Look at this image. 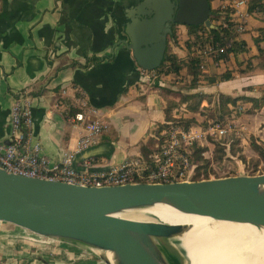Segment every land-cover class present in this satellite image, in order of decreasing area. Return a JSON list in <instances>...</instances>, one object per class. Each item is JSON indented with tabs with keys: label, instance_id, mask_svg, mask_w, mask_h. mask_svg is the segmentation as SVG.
Wrapping results in <instances>:
<instances>
[{
	"label": "crops",
	"instance_id": "crops-1",
	"mask_svg": "<svg viewBox=\"0 0 264 264\" xmlns=\"http://www.w3.org/2000/svg\"><path fill=\"white\" fill-rule=\"evenodd\" d=\"M230 1L213 0L211 11H220ZM140 2L0 0V141L7 143L10 110L16 97L26 92L32 100L30 141L55 163L64 153H77L83 127L68 117L86 103V110H96L108 130L93 146L79 152L74 167L81 171L83 162L89 161L88 171L103 172L138 157L147 159L161 147L155 132L166 125L165 90L212 96L214 101L220 94L264 96V15H248L242 33L234 29L247 46L245 53L230 55L226 62L206 60L195 87L183 92L174 82L185 85L193 80L188 65L195 37L188 35L187 27L178 25L177 38L168 39L166 54L181 61L182 70L178 75L155 70V78L142 82L131 51L122 43L129 14ZM243 11L247 13V6ZM182 44L184 50H180ZM225 72L231 74L229 81L216 80ZM170 99L178 103V98ZM237 107L250 109V104L240 101ZM207 108L208 102L203 101L200 111ZM254 112L252 118L258 119L264 108ZM197 116L183 105L172 112V118ZM142 148L149 150L147 157ZM0 264L103 263L71 248L0 236Z\"/></svg>",
	"mask_w": 264,
	"mask_h": 264
},
{
	"label": "water",
	"instance_id": "water-1",
	"mask_svg": "<svg viewBox=\"0 0 264 264\" xmlns=\"http://www.w3.org/2000/svg\"><path fill=\"white\" fill-rule=\"evenodd\" d=\"M212 15L208 0H141L129 14L122 43L138 68L155 71L163 61L172 25L214 29ZM11 110L7 143L0 141L3 146L11 142ZM80 153L72 161L76 171ZM155 206L264 230V174L93 188L24 178L0 169V236L71 248L103 264L188 262L176 240L190 230L188 226L125 218L126 213Z\"/></svg>",
	"mask_w": 264,
	"mask_h": 264
},
{
	"label": "built area",
	"instance_id": "built-area-1",
	"mask_svg": "<svg viewBox=\"0 0 264 264\" xmlns=\"http://www.w3.org/2000/svg\"><path fill=\"white\" fill-rule=\"evenodd\" d=\"M247 3V0H231L220 7V11L228 9L231 11L236 33L244 32V23L248 14L243 11V7H246ZM229 45L230 41L220 46L196 47L191 58L202 60L198 71L202 73L205 69V61L213 60ZM139 75L144 81L156 76L153 71L142 69ZM80 93L84 95L82 91ZM31 103L32 100L26 92L20 93L14 101L10 115L11 142L8 146L0 143V169L24 178L57 181L81 187L102 188L135 183L166 184L187 181L192 171L188 156L194 144L200 143L204 135L220 139L231 132L230 125L224 122L215 123L205 131H197L195 128L185 131L179 125L170 122L166 124L167 129L161 134L164 137L162 146L147 159L138 157L103 172L76 171L72 168L76 153H64L60 162L54 164L42 154L38 144L31 143ZM86 107V103H81L79 112L68 117L70 122L79 123L83 127L77 153L93 146L108 130V124L99 118L98 112L92 109L86 110ZM241 110L242 108H239V112ZM83 166L88 169L92 165L87 161Z\"/></svg>",
	"mask_w": 264,
	"mask_h": 264
},
{
	"label": "trees",
	"instance_id": "trees-1",
	"mask_svg": "<svg viewBox=\"0 0 264 264\" xmlns=\"http://www.w3.org/2000/svg\"><path fill=\"white\" fill-rule=\"evenodd\" d=\"M209 5L213 0H208ZM247 13L248 15L255 16L257 14L264 15V0H247ZM212 17L210 18V21L212 24L215 25L214 29H206L203 25H197V26H190L187 27V32L189 36H194V42L192 43V48L195 49L196 47L201 48L205 45H213V46H220L227 43V41H230V45L227 49L224 50L223 53L216 56L213 61L218 62H226L230 55L237 57L240 54H243L247 51V46L244 41L240 40L238 36L234 33L235 24L233 23L231 19V11H211ZM218 13V14H217ZM216 14V15H215ZM215 15V16H214ZM262 34L263 32L260 31ZM259 40H255V43H257ZM201 59L199 58H191L189 61V72L192 74L193 80L192 85L190 88L195 87V78L199 74L198 67L201 63ZM183 68V63L181 61H178L176 57L171 55H165L163 63L159 70H157L159 73H163L165 75L168 74H175L178 75L180 71ZM231 74L229 72H225L222 75L218 76L216 80L219 82L229 81L231 79ZM163 98L166 101V107L164 109V115H165V121L166 124L170 123L171 121H174L175 118H172V112L177 108L178 105L185 106L186 110L188 112H191L193 114H203L202 111H200V107L202 105L203 101H207L210 103L211 96L207 95H200V94H191V95H181L179 93H173L170 91H163ZM170 97H176L178 98V103L170 99ZM240 101H245L246 103L250 104V109L252 111L254 110H261L264 108V96H261L260 98L254 99V98H245V97H235L232 98L230 96H226L223 94H220L217 96V98L214 101V108L216 112L223 116L227 113V110L234 109L237 107V103ZM209 111V110H208ZM206 112H204V115H206ZM195 120L194 117L191 118L190 121H187L185 123L187 126H189L191 123H193ZM167 129L165 126H160L157 128V131L155 132L156 138L160 141V145L163 144L164 137L161 135L163 131ZM252 149L258 157L261 159V161L264 163V147L256 144L251 143ZM206 149L200 148L198 145L193 146L190 149L189 153V159H190V165L193 167L195 163L201 162L204 164L203 167H205V163L208 164L207 161H204L200 157V154L203 153ZM219 152V151H218ZM223 153V151H220ZM142 154L147 157L149 155V150L147 148H142ZM201 167L198 168V170ZM264 174V172H263ZM260 175V174H259ZM250 176H255L254 173L250 174ZM208 176L205 174L204 178L202 179H196L192 180L194 182L201 181V180H208Z\"/></svg>",
	"mask_w": 264,
	"mask_h": 264
},
{
	"label": "rangeland",
	"instance_id": "rangeland-1",
	"mask_svg": "<svg viewBox=\"0 0 264 264\" xmlns=\"http://www.w3.org/2000/svg\"><path fill=\"white\" fill-rule=\"evenodd\" d=\"M226 11L230 10L228 9ZM177 29L178 27L175 30V35ZM175 38H177V36H175ZM182 46L183 48L180 50H184L185 44H182ZM169 54L170 53H168V55ZM179 83L181 84V81L174 82V87H180L179 90L183 92H187L192 85V82L186 83L185 85H180ZM210 99L211 101L208 103L206 115H204L205 111L202 112L203 114L200 115L201 117L197 116L194 122L189 126L185 123L190 121L191 118H175L174 121H171V123L179 125L185 131L192 128L197 129V131H205L209 126L218 122H224L231 127V132L223 138L217 139L210 135H204L200 139V143L194 144V146L198 145L200 148L206 149L200 154V157L204 159V161H207L208 164L205 163V167H203V163H195L186 180L192 181L202 179L205 174L209 179L250 176L252 173L255 175L263 174L264 163L256 152L253 151L251 143L254 142L264 147V114L258 116V119H253L251 114L255 113L254 111L245 108L239 112V107H237L236 109L232 108L227 110L225 115L220 116L214 108L213 97L211 96ZM233 110H235V112ZM249 118L253 119V122H251ZM220 151H223V153ZM199 167L201 168L198 170Z\"/></svg>",
	"mask_w": 264,
	"mask_h": 264
},
{
	"label": "bare ground",
	"instance_id": "bare-ground-1",
	"mask_svg": "<svg viewBox=\"0 0 264 264\" xmlns=\"http://www.w3.org/2000/svg\"><path fill=\"white\" fill-rule=\"evenodd\" d=\"M125 218L188 226L176 239L186 264H264V230L250 225L182 215L166 206L126 213Z\"/></svg>",
	"mask_w": 264,
	"mask_h": 264
},
{
	"label": "flooded vegetation",
	"instance_id": "flooded-vegetation-1",
	"mask_svg": "<svg viewBox=\"0 0 264 264\" xmlns=\"http://www.w3.org/2000/svg\"><path fill=\"white\" fill-rule=\"evenodd\" d=\"M177 27H178V25H176V24L172 25V27H171L172 36L167 38V43H168V39H169V38H172V37L175 36V30H176ZM165 55H166V52H165ZM165 55H164V57H165ZM163 60H164V58H163ZM134 63H135V61H134ZM162 63H163V61H162ZM162 63H161V65H162ZM135 65H136V63H135ZM161 65H160V67H161ZM160 67H159V68H160ZM136 68L138 69V74H139L140 68H138L137 66H136ZM159 68H158L157 70H159ZM148 72H151V71H148ZM28 95H29V94H28ZM29 97H30V95H29ZM30 98H31V97H30Z\"/></svg>",
	"mask_w": 264,
	"mask_h": 264
}]
</instances>
